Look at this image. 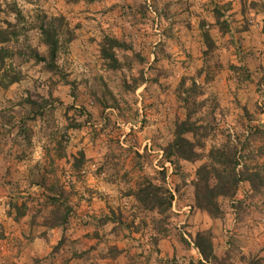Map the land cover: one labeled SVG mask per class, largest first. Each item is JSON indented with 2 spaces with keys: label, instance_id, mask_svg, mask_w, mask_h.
Listing matches in <instances>:
<instances>
[{
  "label": "rangeland",
  "instance_id": "rangeland-1",
  "mask_svg": "<svg viewBox=\"0 0 264 264\" xmlns=\"http://www.w3.org/2000/svg\"><path fill=\"white\" fill-rule=\"evenodd\" d=\"M0 264H264V0H0Z\"/></svg>",
  "mask_w": 264,
  "mask_h": 264
},
{
  "label": "trees",
  "instance_id": "trees-1",
  "mask_svg": "<svg viewBox=\"0 0 264 264\" xmlns=\"http://www.w3.org/2000/svg\"><path fill=\"white\" fill-rule=\"evenodd\" d=\"M44 34L48 35V38L46 39V41H47V42H50V43H51L50 45L54 46L55 42L52 41V40L50 39V37H49L50 34H49L47 31H44ZM233 172H234V171H233ZM234 177H235V178H234ZM240 177H241V175H239V174H236V176H233V177H232V180L234 181V183L231 184L229 190H227V189H228V186H227L226 184H224V185L219 184V185H217L214 189H215V190H218V191H217V192H218V195H219V194H221V195H226V194H228V193L230 192L231 187H233L234 184L237 183V182L240 180ZM247 177H248V179H249L250 181H253V180H252V175H249V176H247ZM221 181H222V179H219V182H221ZM253 182H254V181H253ZM203 189L205 190V191L203 192V195L205 196V198L207 199V201H210V200H209V194L212 193L213 188H211L208 184H205V185L203 186ZM207 196H208V197H207ZM152 199H154V200H155V203H158V205H163V202H164V201H163V198L158 197L157 194L152 195ZM209 203H210V202H209ZM198 248L202 251V253H203V255H205V257H208V255L205 254V252L202 250V246H201V244H199Z\"/></svg>",
  "mask_w": 264,
  "mask_h": 264
}]
</instances>
